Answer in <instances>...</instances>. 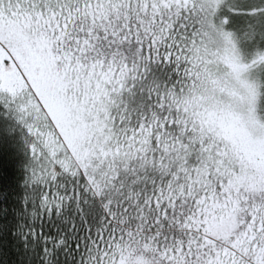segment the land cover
<instances>
[{
	"label": "snow or ice",
	"instance_id": "obj_1",
	"mask_svg": "<svg viewBox=\"0 0 264 264\" xmlns=\"http://www.w3.org/2000/svg\"><path fill=\"white\" fill-rule=\"evenodd\" d=\"M0 264H264V0H0Z\"/></svg>",
	"mask_w": 264,
	"mask_h": 264
}]
</instances>
